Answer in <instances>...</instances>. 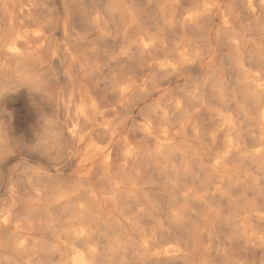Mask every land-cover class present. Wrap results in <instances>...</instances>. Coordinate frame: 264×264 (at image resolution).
<instances>
[{
    "label": "bare ground",
    "instance_id": "6f19581e",
    "mask_svg": "<svg viewBox=\"0 0 264 264\" xmlns=\"http://www.w3.org/2000/svg\"><path fill=\"white\" fill-rule=\"evenodd\" d=\"M247 3L0 0V40L21 51L44 43L50 62L30 67L51 82V96L21 91L6 105L24 101L35 105L33 120L63 122L59 97L72 95L100 113L80 170L73 162L31 182L0 174V209L11 213L0 264H230L250 253L258 260L248 264L264 261V15L259 0L256 13ZM196 85L199 98L185 99ZM136 87L152 97L166 90L187 112L154 115L144 129L147 101L128 91ZM145 240L180 255H146Z\"/></svg>",
    "mask_w": 264,
    "mask_h": 264
},
{
    "label": "clouds",
    "instance_id": "9594fccd",
    "mask_svg": "<svg viewBox=\"0 0 264 264\" xmlns=\"http://www.w3.org/2000/svg\"><path fill=\"white\" fill-rule=\"evenodd\" d=\"M247 7L249 11L256 13L257 6H254V0H248ZM259 13L264 15V0H259ZM35 36H42L41 32L33 33ZM46 39V38H45ZM44 43H37L33 47L29 45L28 48L21 51L17 48L15 42H6L0 40V113H8L10 110L6 106V97L9 95H17L21 91H28L30 93H43L45 96H51L47 90V83L42 79L43 73L33 70L30 66L35 62L41 68L50 62L45 60L41 55V49H44ZM15 49V51H14ZM51 57L55 56V51H50ZM8 53L13 55L9 56ZM264 88V85L261 86ZM132 94H143L147 101V114L145 115L146 123L142 127L147 129L150 124L147 123L150 117L163 113V118L167 119L169 113L173 116L176 113H186L180 100L171 99L165 100L167 91H162L159 97H152L148 94L147 89L129 88ZM200 85H196L191 91L187 93L185 99L196 100L199 98L198 93ZM59 102L63 104L67 110L66 119L63 122L53 120L43 115H38L29 127L32 129V142H18L12 135L13 129L0 120V174L7 171L11 174H23L28 176L29 182L32 177L49 176L52 177L60 172L62 168L75 164V170H80L81 166L87 159L83 154V144L86 143L85 137H89L93 133L94 128L89 125H96V116L100 115L95 104H88L83 97H80L79 102H75L72 95H68L65 99L63 96L59 97ZM31 106H35L34 104ZM261 120V139H264V108L260 112ZM107 123V122H105ZM184 124H182V127ZM192 139L197 140L201 133L192 126ZM67 149V151H65ZM258 152L264 149H257ZM25 153L29 155H38L41 157L42 164L40 166L32 165ZM220 163V161H219ZM217 163V164H219ZM30 174V175H29ZM10 190L13 194L16 193L15 182L10 185ZM15 206V201H13ZM83 208V205H81ZM5 212L11 214L8 209H0V217H3V222L0 223V229L8 223V217ZM264 218V216H262ZM19 230V225H17ZM260 247L264 248V233L259 235ZM26 243L25 240L18 239L15 241V248L20 249ZM141 247L144 249L146 255H180L181 249L173 248L171 252L160 249L152 251L149 248L147 240H145ZM210 248V245L208 246ZM11 264H18L17 261H11ZM63 264H70L64 261ZM202 264H211V261H204ZM230 264H248L244 260L231 261ZM264 264V261H261Z\"/></svg>",
    "mask_w": 264,
    "mask_h": 264
},
{
    "label": "rangeland",
    "instance_id": "374dc122",
    "mask_svg": "<svg viewBox=\"0 0 264 264\" xmlns=\"http://www.w3.org/2000/svg\"><path fill=\"white\" fill-rule=\"evenodd\" d=\"M57 72L54 71V73ZM48 86H51V82L49 81L47 83ZM7 108L10 110L11 115L8 113H0V120H3L6 125H8L12 131V135L14 138L20 142H32V129L29 127L30 124L33 123V119L31 118V108L32 106L29 105L26 102H16L15 104H7ZM7 177L15 179L19 174H11L7 172ZM190 251V249H188ZM233 251L236 252V249L233 248ZM239 252V251H238ZM237 252V253H238ZM235 257V256H234ZM247 259L245 258V261H252L255 256L254 254L250 253L247 255ZM240 260H244V257H241ZM255 260H258V258H255Z\"/></svg>",
    "mask_w": 264,
    "mask_h": 264
},
{
    "label": "snow or ice",
    "instance_id": "6c2138e0",
    "mask_svg": "<svg viewBox=\"0 0 264 264\" xmlns=\"http://www.w3.org/2000/svg\"><path fill=\"white\" fill-rule=\"evenodd\" d=\"M14 51H15V49H14ZM217 163H219V160L217 161Z\"/></svg>",
    "mask_w": 264,
    "mask_h": 264
}]
</instances>
